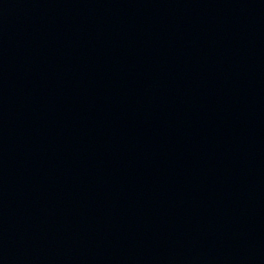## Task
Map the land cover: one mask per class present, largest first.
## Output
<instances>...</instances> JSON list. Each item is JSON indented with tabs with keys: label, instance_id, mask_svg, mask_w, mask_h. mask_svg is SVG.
Wrapping results in <instances>:
<instances>
[{
	"label": "water",
	"instance_id": "1",
	"mask_svg": "<svg viewBox=\"0 0 264 264\" xmlns=\"http://www.w3.org/2000/svg\"><path fill=\"white\" fill-rule=\"evenodd\" d=\"M0 264H264V0H0Z\"/></svg>",
	"mask_w": 264,
	"mask_h": 264
}]
</instances>
